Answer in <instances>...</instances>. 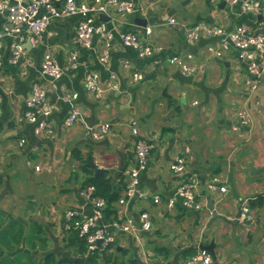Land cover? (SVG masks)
<instances>
[{"label":"crops","instance_id":"0c3cea01","mask_svg":"<svg viewBox=\"0 0 264 264\" xmlns=\"http://www.w3.org/2000/svg\"><path fill=\"white\" fill-rule=\"evenodd\" d=\"M133 1L136 10L123 19H115L112 7L102 13L103 20L99 15V20L114 31L107 59L101 61L104 42L95 36L91 48L78 50L84 63L56 80L41 75L43 55L51 52L60 65L68 62L78 16L54 19L36 45L25 40L16 64L9 61L8 48L13 39H2L0 264H16V260L19 264H43L49 254L50 262L79 256L66 244L68 234L63 222L66 210L84 208L80 190L87 186H82L87 175L82 165L90 167L93 161L98 168L108 169L106 174L114 186L120 179L126 182L120 174L133 163L132 120L152 146L147 168L139 175V189L148 194L124 206L115 203V207L117 213L123 210L133 217L147 212L152 228L143 234V247L138 250L137 241L108 225L107 230L115 237L113 246L104 252L107 256L102 253L98 255L102 258L97 256L92 262L143 264L146 257L148 264H184L186 258L201 250V245L213 241V264H264V173L251 174L253 168L264 166V79L260 93L250 95L245 84L248 74L235 50H228L220 58L208 56L205 45L215 43V37H203L189 45L183 36L184 26L199 23L232 30L246 22L256 30L258 18L241 13L239 5H221L222 1ZM169 18L176 23L169 24ZM4 19L5 12L0 11V24ZM146 26L151 29L149 35L145 34ZM122 31L134 33L144 44L161 45L164 50L140 58L135 49L121 43ZM186 53L193 54L197 63L192 74L182 73L168 60L171 55ZM124 60L141 72V80L131 81L130 71L122 67ZM88 70L99 74L105 89L100 97L84 88ZM36 81L48 87L47 101L55 105L49 117L51 134L36 135L35 125L22 118L25 98ZM112 83L117 87L111 88ZM68 93H77V97L68 100L64 97ZM242 109L249 112L250 124L245 127L237 116ZM71 112L78 113V120L63 128ZM99 122L110 123V129L101 139H93L88 128ZM89 156L92 158L87 160ZM176 156L185 158L187 173L196 177L199 209L183 208L178 200L172 212L166 210V200L179 179L168 167ZM35 165L40 170H35ZM212 179L225 186V191L210 189ZM153 195H159V203L152 201ZM245 198L254 215L252 223L237 220ZM105 221L109 224L112 220ZM19 222L24 235L18 245L8 238ZM30 227L38 232L33 235V246L27 239ZM84 259L83 264H90Z\"/></svg>","mask_w":264,"mask_h":264},{"label":"built area","instance_id":"2783aa9c","mask_svg":"<svg viewBox=\"0 0 264 264\" xmlns=\"http://www.w3.org/2000/svg\"><path fill=\"white\" fill-rule=\"evenodd\" d=\"M211 2L224 1L226 5L233 7L239 5L241 13H250L258 18V29H253L251 25L242 22L232 30H226L221 25H209L199 23L192 27H183L184 41L193 45L203 37H215V43L206 44V53L212 57H222L228 50H235L241 65L245 67L248 74L245 80L246 88L250 95L259 94L264 73V1L258 0H210ZM112 7L115 12V19H123L128 14L136 10L133 0H0V11L5 12V19L0 24V66L3 56L4 37L12 38L9 45V61L16 64L23 54V43L28 40L31 45H36L45 33L48 25L54 19H62L70 16H78L73 36V49L70 52L69 60L65 65H60L51 52H46L41 61V75L51 80L59 79L63 73L77 68L84 61L80 60L79 48H91L95 36L103 40L104 51L101 52L100 59L105 61L112 47L114 31L109 29L103 21L99 20V15L106 13ZM169 24H175L174 18L168 19ZM261 27V29H260ZM151 29L145 27V34L149 35ZM119 38L124 46L136 50L140 58L151 57L154 53L164 50L161 45H150L142 41L132 32L122 31ZM169 63L177 66L184 74H192L196 71L197 63L194 62V55H171L168 57ZM122 67L130 71L131 81H139L142 74L135 69L128 60L122 62ZM115 79V75H111ZM53 86V85H52ZM111 88H116L117 83H112ZM84 88L94 97H100L104 88L99 81V74L95 70H88L84 76ZM48 87L41 82H33L24 101V111L22 118L28 123H33L36 135L51 134L53 129L49 120L55 105L47 101ZM66 99H75L77 93L65 94ZM1 102V94H0ZM240 124L245 127L250 124L249 112L242 109L237 112ZM78 120V113L71 112L63 121V128L71 127ZM131 133L134 135V158L133 163L121 172L126 177L125 187L122 195L118 198L119 206L126 205L135 197L147 196V192L139 189V175L147 168L149 152L152 148L150 143L141 137L137 123L130 121ZM110 123L99 122L88 128V133L93 139H101L109 131ZM24 140H21V143ZM170 171L179 177L178 184L173 194L166 200V210L172 212L177 201L183 208L199 209L200 201L198 195V184L194 174H188L183 156L174 157L168 164ZM35 170H40L39 165L34 166ZM210 189L225 191V186L216 184V179L209 183ZM80 196L84 199L82 210L68 209L64 214L63 230L69 234H76L85 241L86 251L84 258L91 254L102 255L109 251L115 241L114 234L107 230L110 225L121 233L127 234L137 241V248L143 247V234L152 228L150 216L142 211L137 217L126 215L123 210H119L115 219L109 224L105 221L104 209L105 199L96 193L93 185H87L80 190ZM154 203L160 202L159 195H153ZM87 209L85 211L84 209ZM253 214L250 210L248 200L245 198L241 202L237 220L240 223H252ZM143 264H148L144 257ZM212 254L204 249L198 250L195 254L185 259L184 264H213Z\"/></svg>","mask_w":264,"mask_h":264},{"label":"trees","instance_id":"16d2710c","mask_svg":"<svg viewBox=\"0 0 264 264\" xmlns=\"http://www.w3.org/2000/svg\"><path fill=\"white\" fill-rule=\"evenodd\" d=\"M92 157L89 156L87 158V160H90ZM82 168L84 169L85 173H86V178L83 181V185L82 186H86V185H93L95 187L96 193L100 196H102L105 201H106V207L104 209V215L106 218H108L109 220H113L116 218L117 216V210L115 207V203L117 202L118 198L121 196V190L124 189L125 187V182L123 181V179H120L119 185L118 186H114L111 176L109 174L103 173V172H99L97 174H94L92 172V169L88 166H84L82 165ZM122 174V173H121ZM122 178L124 177L123 175H121ZM32 228V229H31ZM30 233L29 235H27V239L29 238L30 240H32L31 242V246L34 245V241H33V235L37 234L38 232L36 231V229L34 227H30ZM24 233V227L23 225L19 222L17 224H15L14 227V233L12 234V236L8 239H10L12 242L16 243V244H20L23 234ZM42 241L45 243L46 239L42 238ZM67 246L68 247H74L76 249V252L79 256H73L71 258H64V259H58L57 261H47L49 258H51V254L47 255L45 257V261L43 264H83L84 262V253L86 251V247H85V241L80 238L76 232H71L68 234V238H67ZM107 253H103V257L107 256ZM98 254H91L87 259L88 261H90V264H94V262L96 261ZM94 261V262H92ZM16 264H19L20 261L16 260L15 261ZM10 264H12L11 262H9ZM5 264H7V262H5Z\"/></svg>","mask_w":264,"mask_h":264},{"label":"water","instance_id":"95a60500","mask_svg":"<svg viewBox=\"0 0 264 264\" xmlns=\"http://www.w3.org/2000/svg\"><path fill=\"white\" fill-rule=\"evenodd\" d=\"M220 4H221V5H224L225 2L222 1ZM100 19L103 20V19H104V15L101 14V15H100ZM141 21H142V20H141ZM260 77L264 79V73H263ZM261 93L264 94V88L261 90ZM89 166H90L91 168L94 169V173H97V172H105V173H107V172H108V169H105V168H98V167L93 163V161H91V162L89 163ZM251 172H252L251 174H253V175H254V174H261V173H264V166H263V167H258V168H253ZM200 249H204V250L209 251V252L212 254L213 258H215L214 242H213V241L210 242V243L207 244V245H201V246H200Z\"/></svg>","mask_w":264,"mask_h":264},{"label":"rangeland","instance_id":"374dc122","mask_svg":"<svg viewBox=\"0 0 264 264\" xmlns=\"http://www.w3.org/2000/svg\"><path fill=\"white\" fill-rule=\"evenodd\" d=\"M60 244H62L61 242H60ZM98 257H101L102 258V256H98ZM4 258L5 259H8V257H6V255H4ZM7 262V261H6Z\"/></svg>","mask_w":264,"mask_h":264}]
</instances>
